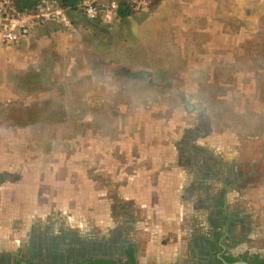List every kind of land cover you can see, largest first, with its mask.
<instances>
[{
    "label": "rangeland",
    "instance_id": "374dc122",
    "mask_svg": "<svg viewBox=\"0 0 264 264\" xmlns=\"http://www.w3.org/2000/svg\"><path fill=\"white\" fill-rule=\"evenodd\" d=\"M199 3L205 9V0H150L104 23L87 21L81 7L72 19L57 15L45 0L33 11L35 46L0 45V264H54L35 259V236L68 230L115 240L117 264L131 250L135 264L204 262L219 238L228 247V230L240 234L229 258L264 255V0H213L208 17ZM57 17L69 26H45ZM99 132L106 142H93ZM123 136L127 173L94 184L95 146L123 166ZM31 184L40 207L60 198L70 209L20 218ZM121 187L134 196L121 197ZM83 193L85 220L76 215ZM165 213L175 217L160 220Z\"/></svg>",
    "mask_w": 264,
    "mask_h": 264
},
{
    "label": "flooded vegetation",
    "instance_id": "af4514ba",
    "mask_svg": "<svg viewBox=\"0 0 264 264\" xmlns=\"http://www.w3.org/2000/svg\"><path fill=\"white\" fill-rule=\"evenodd\" d=\"M207 169L210 168L207 166ZM210 171L212 172V170ZM75 233V231L68 230L56 232L52 235L43 234V236H35V238H37V242L41 240L39 241L40 244L36 250L35 259H44L48 261V263L53 260V263L61 262L59 264H68L66 261V253L69 255L76 254L78 250H82L84 251V254H82L78 261L73 264H110V262H115L117 264V261H115L111 252V249L113 248L112 242L115 243V240L110 242H105L103 240H86L77 236ZM239 235L240 234L234 230H228L227 233L222 236L224 239L226 238V244L228 247L221 242L222 239H217L216 250L210 251L204 262H202L201 259H198L196 264H264V255L250 253L246 254V256L243 255L239 258L237 257L234 262L228 263L227 259L230 255L229 249L231 246L240 241L238 238ZM118 242L121 245L118 247H121V250H125V246H127L125 241L119 240ZM19 251L21 250L19 249L18 252ZM4 255H6L5 252L0 251V260ZM123 255L125 254L123 253ZM232 257L234 256L232 255ZM127 260L128 259L125 257L124 261Z\"/></svg>",
    "mask_w": 264,
    "mask_h": 264
},
{
    "label": "crops",
    "instance_id": "0c3cea01",
    "mask_svg": "<svg viewBox=\"0 0 264 264\" xmlns=\"http://www.w3.org/2000/svg\"><path fill=\"white\" fill-rule=\"evenodd\" d=\"M200 1V0H199ZM194 7H196V13H199L200 15L201 14H203V15H205V16H211L212 15V13H213V0H205V9L203 8V6H202V4L201 3H199V4H195V6ZM204 9V10H203ZM56 11V13H57V15H60V14H65L66 15V18H68V19H72L73 18V16H70L69 15V11H65V10H63V9H61L59 6L57 7V9L55 10ZM52 14V13H51ZM68 19H67V22H68ZM88 21V20H87ZM66 22V20H64L63 22H62V20H60L58 17H57V19H52L50 22H49V24L48 25H45V26H69L68 25V23ZM82 25H83V23H82ZM32 26H39L38 25V23L36 22H34L33 24H32ZM32 30V29H31ZM32 32V31H31ZM27 39H30L32 42L31 43H33V45L32 46H35V43L33 42V41H36V39H33L32 38V33H30V35L27 37V38H25L24 40H22V41H27L28 42V40ZM29 40V41H30ZM21 41V42H22ZM38 42L39 41H37V44H36V46H39L38 45ZM1 45V44H0ZM10 46H13V45H10ZM51 48H53L54 47V45H52L51 44V46H50ZM59 48H60V50H61V52H63L64 50H63V48L61 47V46H59ZM65 49V48H64ZM1 62H6V60H1ZM40 62V61H39ZM98 93H100V91H98V90H96L95 91V94H98ZM96 105V104H95ZM99 107H101L102 106V103L101 102H99L98 104H97ZM96 123V122H95ZM20 136L21 137H23L24 135L20 132ZM20 136H18V138L20 137ZM127 137H125V136H123L122 138H121V140L118 142L119 143V145H121L120 146V148L121 149H125V152H126V164L125 165H123L122 166V164L121 163H119L118 162V160H114V156L111 154L110 155V157L107 159V156L106 157H104V156H102V153H103V151H102V149H100L99 148V146H95V149H94V159H95V166H94V174H95V181L93 182L94 184H96L97 183V179H98V181H100L101 180V176L102 175H107L106 174V172L107 173H109L108 175H110V176H112L113 177V175H114V177L116 178V176H118V174H121V173H124V172H126L127 173V171H126V167H128L129 165H131L133 162H132V157H133V154L132 153H130L129 151H128V147L127 146H125V142H127V140H125ZM109 140H110V143H112V138H109ZM0 141H1V139H0ZM103 141H105L106 142V137L103 135V134H101L100 132L99 133H95L94 135H93V142H95V143H102ZM115 142H117V141H115ZM115 148H118L117 146H115ZM104 149H107V147L106 146H104ZM112 149H114V147L112 146V144H111V146L109 147V150H112ZM99 152V153H98ZM111 152V151H110ZM128 153H129V155H128ZM3 155H2V158H5V157H7L6 155H5V153H2ZM99 158H101V159H104L105 160V163L104 164H106V165H103L102 167L101 166H99ZM0 159H1V154H0ZM97 161H98V163H97ZM107 163H108V165H107ZM141 164V163H140ZM5 165L1 162V167H4ZM160 166L161 167H163V166H165L164 165V161H162L161 162V164H160ZM143 168V164H141V169ZM164 168V167H163ZM16 169V168H15ZM18 169H20L19 171H21L23 174H24V172H25V170H30V169H27L26 167H21L20 166V168H18ZM159 169V167L158 168H156L155 170H152V173L153 174H158L159 173V171H157ZM3 170H5V169H3ZM142 172V171H141ZM144 172H146V173H148L149 172V170H144ZM155 172V173H154ZM37 174V176L39 175L38 173H36ZM83 175V174H82ZM84 180L86 181V182H90V179H87L86 178V174L84 173ZM96 176H97V178H96ZM46 177H48V180H49V176L48 175H46ZM121 179H123L122 177L120 178H118L117 179V181L118 180H121ZM124 181V180H123ZM86 182H85V184H84V187L86 186ZM125 183H126V179H125ZM32 185V184H31ZM163 185H165L164 183L162 184V183H160V188H161V186H163ZM159 188V189H160ZM88 190H89V188H87ZM149 191H152V190H159V189H157V188H155V187H153L152 186V184H150L149 185V187L147 188ZM174 189V188H173ZM29 193H28V195H27V198H26V202H27V206L24 208L25 209V211H23L22 213H21V216H19L20 218H24V219H27L28 220V218L31 216V212H35L36 214L38 213V212H42V211H45V210H47L48 208L49 209H52L53 207H55L56 206V208L58 209V210H63V211H68L70 208H69V205H68V201H67V199H56V201H53V203L51 202V200H49V206L48 205H44L43 207H40V205H39V203H38V199H37V197H38V195H37V191H38V186H34V185H32V186H29V189H26ZM85 190H86V187H85ZM96 190H98V188H94V190H93V200H94V196H95V199L97 198V195H98V193L99 192H96ZM120 190L122 191H120L121 192V197L123 196V197H125V198H129V197H133L134 196V194L132 193V192H129V190L127 189V188H123V187H121L120 188ZM101 192V191H100ZM101 194V193H100ZM81 195V199H78L79 200V205L77 206V210H76V212L78 213V214H76L77 216H82L83 217V219L85 220V218H87V207H88V205H87V202H90V201H88L87 200V198L88 197H85L84 195H86V194H80ZM100 206V203H98V202H96V200H95V204H94V207L96 208V207H99ZM102 206H100V208H101ZM170 207V210L168 211V212H171V208L173 207V205L172 206H169ZM175 207V206H174ZM173 207V208H174ZM96 210V209H95ZM169 217H175V216H173V214L171 215V213H165V214H161V219L160 220H166L167 218L168 219H170ZM101 218V217H100Z\"/></svg>",
    "mask_w": 264,
    "mask_h": 264
},
{
    "label": "built area",
    "instance_id": "2783aa9c",
    "mask_svg": "<svg viewBox=\"0 0 264 264\" xmlns=\"http://www.w3.org/2000/svg\"><path fill=\"white\" fill-rule=\"evenodd\" d=\"M131 9H142L147 6L150 0H122ZM15 0H0V44L1 45H17L27 38L32 29V24L37 22L39 15L33 11L20 15L14 8ZM81 7L82 16L90 21H102L109 23L119 19L117 10L119 2L111 0L103 5H95L94 3L83 2ZM46 18V14L41 15ZM65 19H63L64 21Z\"/></svg>",
    "mask_w": 264,
    "mask_h": 264
},
{
    "label": "trees",
    "instance_id": "16d2710c",
    "mask_svg": "<svg viewBox=\"0 0 264 264\" xmlns=\"http://www.w3.org/2000/svg\"><path fill=\"white\" fill-rule=\"evenodd\" d=\"M45 0H15L14 2V8L16 12L20 15L29 13L31 11H34L41 3H43ZM58 4V6L65 10L74 12L79 9V7L82 5V3L85 0H54ZM111 1V0H108ZM119 2V8L117 10V15L119 19H124L130 16L132 9L122 0H117ZM133 250H131V253L129 255V260L125 264H135L134 257H133ZM228 263H232L235 260L228 258ZM110 264H115L111 263Z\"/></svg>",
    "mask_w": 264,
    "mask_h": 264
},
{
    "label": "water",
    "instance_id": "95a60500",
    "mask_svg": "<svg viewBox=\"0 0 264 264\" xmlns=\"http://www.w3.org/2000/svg\"><path fill=\"white\" fill-rule=\"evenodd\" d=\"M127 77L129 79H146L149 77V74L146 72H128ZM245 264V263H241Z\"/></svg>",
    "mask_w": 264,
    "mask_h": 264
}]
</instances>
